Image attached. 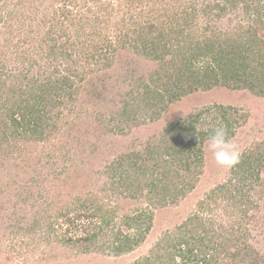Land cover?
<instances>
[{"label":"trees","instance_id":"1","mask_svg":"<svg viewBox=\"0 0 264 264\" xmlns=\"http://www.w3.org/2000/svg\"><path fill=\"white\" fill-rule=\"evenodd\" d=\"M116 1L98 6L112 14L115 5L130 1L127 14L116 23L123 33L113 40L92 28L86 31L87 25L99 21L96 9L85 23V18L76 19L67 3L53 6L23 0L16 7L0 0V179L4 180L0 221L7 220L9 202L13 207L31 201L34 208L19 210L10 218L8 231L3 232L0 223L2 263L22 257L35 264L42 261L40 255L59 246L116 258L132 253L152 232L155 211L178 205L195 189L204 173L212 131L223 126L231 139L236 135L240 112L231 106L208 105L166 125L142 150L119 154L95 169L79 167L68 140H59L58 121L69 119L68 112L78 116L89 75L112 67L116 55L132 47L156 66L125 91L113 113L122 123L111 130L124 132L146 118H158L171 102L197 90L226 86L264 95V41L258 29L264 24L263 0ZM224 17L228 25H221ZM69 22L77 25L76 39L69 33ZM46 23L47 35L41 30ZM107 84L90 92L104 93ZM30 142L36 152L25 148ZM262 170L264 140L257 148L246 149L232 168L241 180L260 177ZM11 187L15 191L9 197ZM217 188L223 196L237 191L233 212L243 210L244 219H253L255 214L247 216L252 201H245L242 191L239 194L227 184ZM213 197L209 193L198 200L185 219L162 231L145 254L127 264H264V258L251 255L246 227L218 223L215 213L208 216ZM129 199L141 203L128 208L124 200Z\"/></svg>","mask_w":264,"mask_h":264},{"label":"rangeland","instance_id":"2","mask_svg":"<svg viewBox=\"0 0 264 264\" xmlns=\"http://www.w3.org/2000/svg\"><path fill=\"white\" fill-rule=\"evenodd\" d=\"M9 1H11L12 5L17 7L16 3L23 0ZM36 1H44L43 3L46 5L53 3V6H60L61 3H67L68 7L77 15L76 19H79V17L85 18V23H87L86 20L91 16L90 11L96 9L100 17L99 21L98 23L91 22L89 27L87 25L86 31H90L92 28V30L100 32V36L104 37L106 35L112 37L113 40L124 30L123 28L118 29L116 23L119 22V19L123 15L127 14L128 6H126V2H130L123 1V6L115 5L114 13L109 14L107 12L104 13V11H99L98 8L101 2L104 3V1L108 0ZM91 1L98 2L94 3ZM114 2L117 3L116 0H114ZM139 7L141 6L139 5ZM144 10L148 9L144 8ZM239 11L240 9L236 8V12ZM233 14L234 12L231 13L232 18H234ZM40 19L42 18L40 17ZM228 22V17H224L222 18L221 25H228ZM68 25L71 37L76 39L78 35V33L75 32L77 25H73L71 22H69ZM0 27L2 26L0 25ZM49 27V24L46 23L44 27L41 28L42 33L47 35V31L50 29ZM33 29L35 31L36 27ZM258 29L259 36L264 41V24L258 26ZM79 34H81V32H79ZM85 37L86 36L80 37L77 42L80 43ZM123 52L124 55L118 54L115 56L116 60L112 67L106 70L101 69L100 71H95L89 75L81 92V100L78 101V105L80 106V113H77L78 116L76 112H68L70 115L69 119L63 117L58 121L59 130L62 134L59 140H61L62 137L64 140H68L67 147H71L74 153L73 162L79 165V167L91 166V164H94L95 167H87L89 169H95L96 167H101L119 154L129 153L134 149L142 150L151 140L160 136L166 125L174 121H179L190 113L203 109L208 105L231 106L236 108V112H240L241 116L236 118L238 121L236 122V119L234 120V123L236 122L234 126H236L237 133L232 138V141L239 146L241 154L244 153L246 149L257 148V144L262 143L264 140V95L254 93L250 89H233L226 86H216L208 90L191 92L182 96L175 102H171L168 108L158 118H146V120L132 125L131 128L128 126L124 132H120L117 127H115V130H111L112 126H115L117 123H122V118L117 117L114 119L113 113L121 106L125 91L133 85L141 74H145L146 76V74L152 72L156 66V61L144 59L139 54H135L132 47L130 50H124ZM138 61L142 62L141 66H139ZM135 67L136 69H134ZM104 77L108 78L107 81H104ZM104 82H108L106 85L107 89L104 93L95 94L94 92H90L97 85H99L100 89H103ZM234 112L235 111H231L230 113L234 114ZM30 143L31 144L28 145L24 144L25 148L28 151L36 152L32 145L34 143ZM36 149L39 151L38 147H36ZM205 152L204 173L201 175L200 181L197 183L195 189L178 205L159 208L155 211V226L152 232L148 239L132 253L116 258L107 257L95 252L76 253L72 248L59 246L56 247L54 251H49L47 254L40 255L42 261H37L35 264H127L139 255L145 254L162 231L173 229L177 226V224L185 219L196 207L197 201L206 199L209 193H214L215 198H210L209 203L212 208V213L208 214V216L215 213L213 215H217V222H222L226 225L241 223L242 226L246 227L249 231L247 238L248 242H251L253 248L251 255H253L254 258H264V170H262L260 177L255 174L249 176L247 179L241 180L238 176L233 174L232 169H223L218 166L207 146ZM0 177L2 178V176ZM100 179H105V177H100ZM3 181L4 180L1 181L0 179V185L2 187L4 186V184H2ZM222 184H227L228 188L231 190L235 188L239 189V194H241L242 191L245 201L247 198L252 201L250 204L254 205V208L251 209V205L249 204V209L247 210V216L255 214L252 220L243 218V210H238V212H236V210L233 212L231 202L237 198V191H227V193L232 195V199L229 198L230 194L223 196L222 194L224 191L217 188ZM235 185L237 187H235ZM49 187L52 188L53 186ZM48 190L51 192V189ZM14 191V188L11 187L6 193L7 196H13ZM241 199L240 203L242 202ZM9 203H7V210H5L7 220L5 222L0 221L1 224H4L3 232L10 229V227H7V225L11 223L10 218H14V215H16L19 210L21 213L22 211L27 212L29 209L34 211V208L31 207V201L19 202L13 207H11V203ZM140 203L139 201L130 199L124 200V204L128 208L137 207ZM237 217L238 221L235 222ZM241 219L242 221H240ZM236 229H240L239 224L236 225ZM0 264L28 263L24 262L23 258L20 257L18 260H14V262L2 263V261H0Z\"/></svg>","mask_w":264,"mask_h":264},{"label":"clouds","instance_id":"3","mask_svg":"<svg viewBox=\"0 0 264 264\" xmlns=\"http://www.w3.org/2000/svg\"><path fill=\"white\" fill-rule=\"evenodd\" d=\"M207 147L215 163L223 169H232L240 162L239 146L232 141L223 126H218L212 131Z\"/></svg>","mask_w":264,"mask_h":264}]
</instances>
